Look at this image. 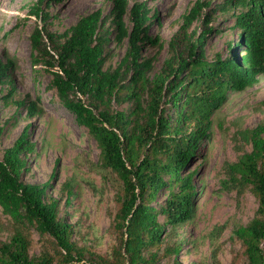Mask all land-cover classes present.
I'll list each match as a JSON object with an SVG mask.
<instances>
[{"label": "trees", "instance_id": "obj_1", "mask_svg": "<svg viewBox=\"0 0 264 264\" xmlns=\"http://www.w3.org/2000/svg\"><path fill=\"white\" fill-rule=\"evenodd\" d=\"M56 1L39 0L33 8L44 23L30 36L32 63L53 69L52 86L60 100L99 144L103 177L120 181L112 222L117 242L103 254L94 244L79 243L77 224L61 214L60 199L48 194L51 182L23 178L37 145L27 123L0 159V207L19 225L8 240L0 239V264L55 262L50 252L30 254L31 227L51 238L57 264H183L180 255L187 242H194L182 229L194 216L199 171L185 166L210 137L212 116L230 93L255 86L264 75V0H194L159 70L164 41L152 25H161L160 15L147 0H111L107 13L90 11L63 32L49 27ZM212 36L222 37L223 49ZM118 47L126 49L113 64ZM147 48L154 53L147 54ZM17 67V57L4 49L0 105L17 107L11 116L16 122L19 109L27 110V119L43 112L29 93L19 97ZM247 134L252 149L231 165V179L239 188H250L259 205L249 223L234 227L231 238L240 241L245 264H264V123ZM63 189L69 206L79 195L72 178ZM217 253V248L211 253L215 262Z\"/></svg>", "mask_w": 264, "mask_h": 264}, {"label": "rangeland", "instance_id": "obj_2", "mask_svg": "<svg viewBox=\"0 0 264 264\" xmlns=\"http://www.w3.org/2000/svg\"><path fill=\"white\" fill-rule=\"evenodd\" d=\"M193 1L147 0L153 9L159 10L161 25L155 23L152 29L154 33L159 32L164 41L156 70L168 57L170 40ZM38 3L39 0H0V54L8 49L18 59L14 73L19 97L29 93L43 108L39 116L31 119L25 118L26 109H19L21 114L16 122L11 116L18 111L17 107L3 109L0 105V126L3 127L0 159L27 123H31L36 152L31 154L30 167L23 173V178L28 182H51L48 194L60 199L61 214L77 224L75 239L81 244H94V251L103 254L117 242L112 222L119 205L116 192L120 181L113 175L107 174V179L103 177L99 144L89 129L79 124L75 114L60 100L56 88L52 86L53 69L32 63L30 36L35 27L44 23L40 15L32 12ZM42 7L49 10L47 6ZM110 7L111 0H59L50 7L49 27L52 31L63 32L82 15L99 8L107 13ZM210 40L217 48L223 49L221 36H212ZM125 49H114L113 64L119 61ZM146 53L153 54L154 50L147 48ZM263 101L264 75L255 86L240 92L232 91L227 102L212 116L210 137L204 139L185 166L186 171H199L194 176L198 188L194 216L182 229L185 236L194 242L186 243L180 255L183 264L246 262L240 241L231 238L232 230L236 225L250 222L259 201L250 188L234 185L231 165L238 161L241 154L252 149L247 130L264 123ZM69 178H72L79 195L72 198L71 205L67 206V192L63 187ZM160 198L163 196L160 195ZM17 225L0 207V239L8 240ZM28 233L32 256L37 258L50 252L58 258L56 246L48 235L40 234L33 227ZM214 248L218 249L217 262L211 257ZM56 257L53 264H57ZM158 264L168 262L163 260Z\"/></svg>", "mask_w": 264, "mask_h": 264}, {"label": "built area", "instance_id": "obj_3", "mask_svg": "<svg viewBox=\"0 0 264 264\" xmlns=\"http://www.w3.org/2000/svg\"><path fill=\"white\" fill-rule=\"evenodd\" d=\"M56 70L59 71V72H62L61 69H60L58 66H56ZM78 95H79L80 97L84 98V96L81 95L80 93H78Z\"/></svg>", "mask_w": 264, "mask_h": 264}, {"label": "clouds", "instance_id": "obj_4", "mask_svg": "<svg viewBox=\"0 0 264 264\" xmlns=\"http://www.w3.org/2000/svg\"><path fill=\"white\" fill-rule=\"evenodd\" d=\"M59 67V66H58ZM60 68V67H59ZM54 70H56V67H55V69Z\"/></svg>", "mask_w": 264, "mask_h": 264}]
</instances>
